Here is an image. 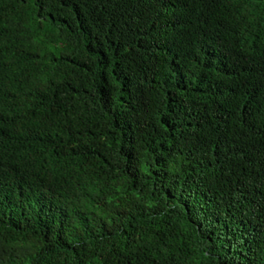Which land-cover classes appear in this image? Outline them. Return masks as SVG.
<instances>
[{
    "label": "trees",
    "instance_id": "trees-1",
    "mask_svg": "<svg viewBox=\"0 0 264 264\" xmlns=\"http://www.w3.org/2000/svg\"><path fill=\"white\" fill-rule=\"evenodd\" d=\"M0 264H264V0H0Z\"/></svg>",
    "mask_w": 264,
    "mask_h": 264
}]
</instances>
